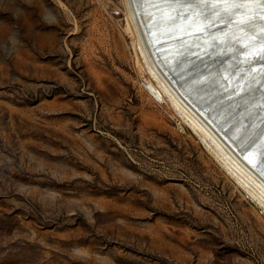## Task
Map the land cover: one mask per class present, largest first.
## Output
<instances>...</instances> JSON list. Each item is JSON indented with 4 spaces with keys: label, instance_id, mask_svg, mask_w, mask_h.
<instances>
[{
    "label": "rangeland",
    "instance_id": "obj_1",
    "mask_svg": "<svg viewBox=\"0 0 264 264\" xmlns=\"http://www.w3.org/2000/svg\"><path fill=\"white\" fill-rule=\"evenodd\" d=\"M126 15L0 0V264H264V195L153 93Z\"/></svg>",
    "mask_w": 264,
    "mask_h": 264
},
{
    "label": "bare ground",
    "instance_id": "obj_2",
    "mask_svg": "<svg viewBox=\"0 0 264 264\" xmlns=\"http://www.w3.org/2000/svg\"><path fill=\"white\" fill-rule=\"evenodd\" d=\"M124 4L150 89L264 195V0Z\"/></svg>",
    "mask_w": 264,
    "mask_h": 264
},
{
    "label": "water",
    "instance_id": "obj_3",
    "mask_svg": "<svg viewBox=\"0 0 264 264\" xmlns=\"http://www.w3.org/2000/svg\"><path fill=\"white\" fill-rule=\"evenodd\" d=\"M260 21V25L264 26V15H260L259 19H257Z\"/></svg>",
    "mask_w": 264,
    "mask_h": 264
}]
</instances>
